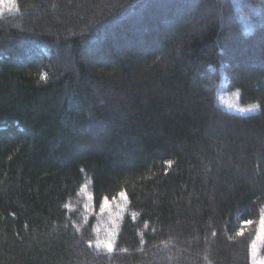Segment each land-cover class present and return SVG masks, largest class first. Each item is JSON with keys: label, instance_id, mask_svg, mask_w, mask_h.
Listing matches in <instances>:
<instances>
[{"label": "trees", "instance_id": "obj_1", "mask_svg": "<svg viewBox=\"0 0 264 264\" xmlns=\"http://www.w3.org/2000/svg\"><path fill=\"white\" fill-rule=\"evenodd\" d=\"M161 1L0 0V264H258L264 0Z\"/></svg>", "mask_w": 264, "mask_h": 264}, {"label": "rangeland", "instance_id": "obj_2", "mask_svg": "<svg viewBox=\"0 0 264 264\" xmlns=\"http://www.w3.org/2000/svg\"><path fill=\"white\" fill-rule=\"evenodd\" d=\"M170 1L162 0L161 3H159V5L160 6L165 5ZM2 6H7V4L3 3ZM223 101L224 103H229L230 105L237 107V101L235 97H232V98L224 97ZM246 108H249V107H246ZM247 110L248 109H246V111ZM85 194H86V197H88L89 199L88 204H87V215H91L94 213L93 207L91 205L92 197L89 194V192L86 190H85ZM126 208H127V198L121 197L118 200L108 202L107 206L104 207L103 210L101 209V211L97 214L98 221L100 222L99 239H97V241L95 242V245L97 246V248L109 250L107 248V244L110 243L112 247H111V250L109 251L114 250V245H115V241L117 238V231H118V220L123 215V213L126 211ZM261 246H262L261 241H258L257 242L258 251H257V254L255 255L256 263L258 264L264 263V257H262L259 254ZM182 249L186 250L185 248H182ZM186 252H189V250L187 249ZM75 254L79 257H84V256L86 257V254L84 253V250L82 249L79 243H77L75 246Z\"/></svg>", "mask_w": 264, "mask_h": 264}, {"label": "snow or ice", "instance_id": "obj_3", "mask_svg": "<svg viewBox=\"0 0 264 264\" xmlns=\"http://www.w3.org/2000/svg\"><path fill=\"white\" fill-rule=\"evenodd\" d=\"M255 7V6H253ZM44 78V77H42ZM122 198H126L125 194L124 193H121L120 194ZM108 204V201H107V198H105L104 200V203L102 205V210L104 207H106ZM253 223V221L251 220H246V221H242L241 222V229L239 230L238 232V235H243L244 234V226H247V225H251ZM257 240H260L262 244H264V215L261 216V220H260V229L258 230V235H257ZM111 244H107V248L109 250H111ZM257 243L254 241L252 243V245L250 246V254L255 257V255L257 254Z\"/></svg>", "mask_w": 264, "mask_h": 264}]
</instances>
